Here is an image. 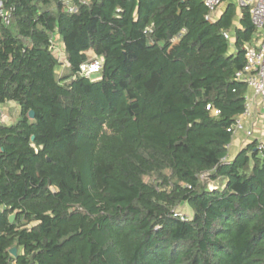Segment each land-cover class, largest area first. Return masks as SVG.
Segmentation results:
<instances>
[{"label":"trees","instance_id":"16d2710c","mask_svg":"<svg viewBox=\"0 0 264 264\" xmlns=\"http://www.w3.org/2000/svg\"><path fill=\"white\" fill-rule=\"evenodd\" d=\"M0 2V264H264L258 141L228 158L248 6Z\"/></svg>","mask_w":264,"mask_h":264},{"label":"built area","instance_id":"2783aa9c","mask_svg":"<svg viewBox=\"0 0 264 264\" xmlns=\"http://www.w3.org/2000/svg\"><path fill=\"white\" fill-rule=\"evenodd\" d=\"M75 0H64L69 12H75ZM228 0H204L205 5L209 9L207 19H214L216 10ZM240 7L248 6L252 21L259 33H263V37L255 46H246V64L244 68L237 73V80L246 83L249 88L254 90L258 97L264 100V0H238ZM2 3L0 2V7ZM226 38H230L229 33L224 34ZM55 53L59 58H63L62 51L58 45L52 43ZM102 69V59L94 58L88 63H84L80 67V74L87 78H94ZM218 114L219 112L216 111ZM255 114L253 109V100L246 98L244 111L235 119L234 124L230 128L233 133V139L237 132L245 131L247 137L253 136V131L245 128V120L253 117ZM264 118V113L261 115ZM258 141V149L264 159V137ZM230 147V145H229Z\"/></svg>","mask_w":264,"mask_h":264},{"label":"crops","instance_id":"0c3cea01","mask_svg":"<svg viewBox=\"0 0 264 264\" xmlns=\"http://www.w3.org/2000/svg\"><path fill=\"white\" fill-rule=\"evenodd\" d=\"M229 2H236L235 0H228L224 4H222L214 13V19H218L225 11ZM240 11V10H239ZM239 20V19H238ZM238 24V21H237ZM263 37V33H259L257 38L254 40L252 46L258 44L259 40ZM248 98L253 100V109L256 115L253 117L246 119L244 124L246 129H250L253 131L252 137H247L245 131H239L236 133L232 143L229 147V159H233L237 153L249 142L254 140H260L264 137V118L261 116L264 113V100L262 97H258L255 95L254 90L252 88H247ZM9 105H14L16 107L17 112L19 113V106L14 102L7 103ZM3 106V105H2Z\"/></svg>","mask_w":264,"mask_h":264},{"label":"rangeland","instance_id":"374dc122","mask_svg":"<svg viewBox=\"0 0 264 264\" xmlns=\"http://www.w3.org/2000/svg\"><path fill=\"white\" fill-rule=\"evenodd\" d=\"M238 1V0H235ZM0 114L2 122L5 124H13L16 123L19 119V113L16 110L14 105L5 104L0 106ZM180 212L186 216L191 215L192 211L189 209L187 205H183L180 208Z\"/></svg>","mask_w":264,"mask_h":264},{"label":"water","instance_id":"95a60500","mask_svg":"<svg viewBox=\"0 0 264 264\" xmlns=\"http://www.w3.org/2000/svg\"><path fill=\"white\" fill-rule=\"evenodd\" d=\"M29 116H30V118L33 119V118L35 117V113H34V111H31V112L29 113ZM14 218H15V216L12 215L11 218H10V220L13 221ZM11 253H12L14 256H16V255H17V248H13V249L11 250Z\"/></svg>","mask_w":264,"mask_h":264}]
</instances>
